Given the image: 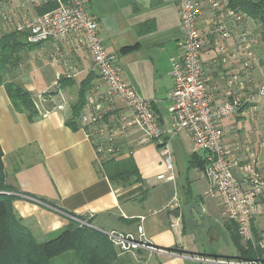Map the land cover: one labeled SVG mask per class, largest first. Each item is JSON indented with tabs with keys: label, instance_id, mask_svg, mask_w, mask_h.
<instances>
[{
	"label": "crops",
	"instance_id": "1",
	"mask_svg": "<svg viewBox=\"0 0 264 264\" xmlns=\"http://www.w3.org/2000/svg\"><path fill=\"white\" fill-rule=\"evenodd\" d=\"M197 1L203 42L201 62L209 93L215 101L226 100L234 90L247 96L253 85L264 82L261 24L242 10L232 9L225 0L235 16L218 13L217 20L229 33V38L221 41L228 54L223 63V55L214 45L217 24L212 21L213 13L204 1ZM88 2L99 23L104 49L115 55L125 82L140 98L152 102L159 126L169 131L170 62L182 53L176 1ZM242 38L249 42L250 57L239 50ZM71 44L72 40H50L21 54L14 76L29 92L38 111L33 121L13 109L4 87H0V148L5 185L17 197L13 209L22 225L37 242L78 225L79 218L103 233H134L136 226L141 225L149 244L161 250L179 249L182 256L141 250L119 255V264H227L223 260H207L205 253L183 252L176 233L182 223L177 228L170 227L175 223L173 219L180 222L176 209L182 207L187 190L191 193L189 203L197 201L206 216L217 222L216 216L221 214L199 165L202 154L193 151L186 132L170 138L175 181L163 182L156 180L165 172L158 144H138L143 138L138 129L118 139L119 157L97 158L78 118L73 128L68 125L72 106L80 94L84 103L80 114L90 102L99 107L103 122L129 113L119 100L107 98L106 86L100 82L87 52H70ZM56 50L64 54L59 60L53 57ZM220 125L231 148L248 144L264 161V98L244 103L236 116ZM127 159L135 166L140 181L131 185L112 183L107 175L110 163Z\"/></svg>",
	"mask_w": 264,
	"mask_h": 264
},
{
	"label": "built area",
	"instance_id": "2",
	"mask_svg": "<svg viewBox=\"0 0 264 264\" xmlns=\"http://www.w3.org/2000/svg\"><path fill=\"white\" fill-rule=\"evenodd\" d=\"M19 1L0 0V36L5 29H9L10 32L22 34L24 42L30 46L50 40H72L69 51L87 52L100 82L106 86L107 98L119 100L129 112L128 115L103 122L99 107L91 102L86 105L78 120L87 140L93 144L97 158L119 157L118 139L125 137L130 130L138 129L143 135L138 144L145 141L158 144L165 172L156 176V180L174 182L170 138L186 132L191 139L193 151L202 154L203 176L210 184V192L216 198L222 215L235 225L242 241L253 245L252 223L259 215L261 206H264V161L259 160L256 150L248 144L231 148L225 141L220 124L236 116L244 103H256L264 98V82L253 85V90L247 96L234 90L229 92L224 101L213 100L201 62L203 42L198 27V1L175 0L180 19L182 53L170 62L172 88L168 95L171 113L169 131L159 126L152 102L140 98L125 82L115 63V55L104 49L99 35V23L90 12L88 0ZM202 1L213 13L212 21L217 24L214 45L222 53L221 61L225 63L228 54L221 41L229 38V33L222 21L217 20L218 13L224 11L228 17H234L235 13L227 8L225 0ZM48 5H54V9L41 15L37 13L38 9ZM239 50L251 56L246 38L241 39ZM63 55L56 50L53 57L59 60ZM57 109H62V106L59 105ZM78 225L89 227V224L80 220ZM180 225L178 220L170 227L174 229ZM105 234L120 254L139 250L157 252L156 247L145 238L141 225L136 226L134 233L111 231ZM226 263L264 264V257L251 262Z\"/></svg>",
	"mask_w": 264,
	"mask_h": 264
},
{
	"label": "trees",
	"instance_id": "3",
	"mask_svg": "<svg viewBox=\"0 0 264 264\" xmlns=\"http://www.w3.org/2000/svg\"><path fill=\"white\" fill-rule=\"evenodd\" d=\"M232 9H240L250 18L264 27V0H227ZM54 5H48L37 10L39 15L51 11ZM34 46L24 42L22 34L9 32L0 36V87L3 86L10 100L13 109L25 114L29 121L38 117V111L34 105L28 91L16 82L14 72L22 61L21 54L29 51ZM83 94H80L78 101L72 106V118L69 126L74 127L75 119L80 116L83 107ZM2 151L0 148V264H55L59 259L67 261V264H119V256L115 247L110 242L108 236L100 231L87 226L76 225L60 231L53 238L37 242L30 231L25 228L20 218L13 209V202L17 199L11 195L5 185V173L2 162ZM199 165L204 168L203 160ZM111 168L107 170V175L112 183L131 185L140 181L134 165L128 168L124 162L110 163ZM134 176L135 180L130 179ZM186 198L182 201V206L189 203L191 199L190 191H186ZM264 207V206H263ZM179 208L176 209V214ZM182 211V209H181ZM184 217V213L182 211ZM90 225V222L84 218ZM183 224L185 225V218ZM232 229L230 240L241 253L237 261L251 262L264 257V249L243 251L239 245L235 225L230 222ZM186 232V227L184 226ZM233 231V232H232ZM252 232L256 241L260 240L253 228ZM141 251V250H139Z\"/></svg>",
	"mask_w": 264,
	"mask_h": 264
},
{
	"label": "rangeland",
	"instance_id": "4",
	"mask_svg": "<svg viewBox=\"0 0 264 264\" xmlns=\"http://www.w3.org/2000/svg\"><path fill=\"white\" fill-rule=\"evenodd\" d=\"M24 0H20L19 2H23ZM27 6V5H26ZM28 7V6H27ZM10 30L5 29L3 31V35L6 33H9ZM262 37L264 38V27H262ZM125 165L129 168L130 167V160L127 159L124 161ZM131 181L133 182L135 180L134 176L130 177ZM185 202V201H183ZM181 207V205H180ZM183 207V206H182ZM181 208H179V211L177 212L176 215L180 217V222L182 223V229H176V233H178L177 236V241L179 244L184 246L183 252L185 253H192V254H201L203 255L204 253L207 254L205 259L209 260L210 257L208 256L206 246L204 244V240L201 236V232L197 228H193L191 232H185L184 231V217L182 215ZM221 211V210H220ZM195 218H197V215H194ZM217 222L223 227V230L225 232V235L227 237V242L228 244H225L223 240H221L218 236V232L215 229H211L207 235L209 238V245L211 248V251L213 255L215 256V260H223L227 262H236L240 258V252L238 251L237 247L234 246L233 242L230 240L229 235L231 234L230 230L232 229V226L230 222L221 214L216 216ZM173 221L178 222L177 220L173 219ZM253 228L255 230V233L257 236L260 237L259 241H256L255 236L253 240V245L252 244H246L244 241L241 239L239 240V245L243 248V251H248L250 248L252 250H256L257 248L264 249V209L261 208L259 215L255 218L253 222ZM93 229V228H92ZM233 232V231H232ZM103 233V232H102ZM105 234V233H104ZM231 236V235H230ZM255 246V247H253ZM116 249V248H115ZM117 250V249H116ZM191 251V252H190ZM118 252V256L121 255ZM136 252V251H134ZM133 253V252H132ZM142 258H138L140 260ZM55 264H67V261H64L63 259H59L55 262ZM193 264H207V263H193Z\"/></svg>",
	"mask_w": 264,
	"mask_h": 264
},
{
	"label": "water",
	"instance_id": "5",
	"mask_svg": "<svg viewBox=\"0 0 264 264\" xmlns=\"http://www.w3.org/2000/svg\"><path fill=\"white\" fill-rule=\"evenodd\" d=\"M182 211L184 213L185 218V227L187 232H191L193 228H197L201 232V236L204 240V244L206 246V250L208 253V256L210 259H215V256L213 255L210 245H209V238L207 237L209 231L213 228L217 230L218 236L221 240L225 242V244H228L227 237L224 233L223 227L216 221L212 220L210 217L206 216L203 212V210L199 207L197 204V201H192L182 207ZM197 215V218L194 216ZM90 228H93L89 226ZM94 230H97L93 228ZM99 231V230H98ZM155 251L159 253L164 254H172L177 255L179 257L182 256L181 250L177 249H169V250H161L158 248H155Z\"/></svg>",
	"mask_w": 264,
	"mask_h": 264
}]
</instances>
